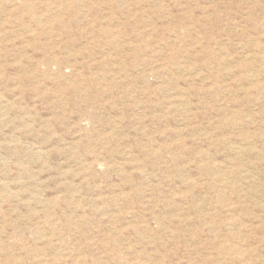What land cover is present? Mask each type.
I'll list each match as a JSON object with an SVG mask.
<instances>
[{
  "label": "rangeland",
  "instance_id": "1",
  "mask_svg": "<svg viewBox=\"0 0 264 264\" xmlns=\"http://www.w3.org/2000/svg\"><path fill=\"white\" fill-rule=\"evenodd\" d=\"M0 264H264V0H0Z\"/></svg>",
  "mask_w": 264,
  "mask_h": 264
},
{
  "label": "bare ground",
  "instance_id": "2",
  "mask_svg": "<svg viewBox=\"0 0 264 264\" xmlns=\"http://www.w3.org/2000/svg\"><path fill=\"white\" fill-rule=\"evenodd\" d=\"M254 56V55H253ZM248 60V59H247ZM40 151V150H39ZM262 153V152H261ZM36 154V153H35ZM105 232V231H104ZM101 234V233H100ZM2 244V243H1ZM226 247V246H225ZM108 248V247H107ZM115 249V248H114ZM226 249H228V248H226ZM229 249H230V247H229Z\"/></svg>",
  "mask_w": 264,
  "mask_h": 264
}]
</instances>
